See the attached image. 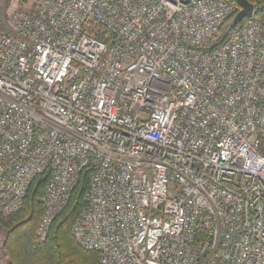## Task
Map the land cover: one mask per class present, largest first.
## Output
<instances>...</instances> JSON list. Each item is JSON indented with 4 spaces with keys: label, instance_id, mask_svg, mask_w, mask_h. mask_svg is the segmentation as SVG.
Masks as SVG:
<instances>
[{
    "label": "built area",
    "instance_id": "2783aa9c",
    "mask_svg": "<svg viewBox=\"0 0 264 264\" xmlns=\"http://www.w3.org/2000/svg\"><path fill=\"white\" fill-rule=\"evenodd\" d=\"M238 10L37 0L10 11L0 216L47 171L44 241L89 167L71 234L98 264H264V21L253 14L212 46Z\"/></svg>",
    "mask_w": 264,
    "mask_h": 264
},
{
    "label": "trees",
    "instance_id": "16d2710c",
    "mask_svg": "<svg viewBox=\"0 0 264 264\" xmlns=\"http://www.w3.org/2000/svg\"><path fill=\"white\" fill-rule=\"evenodd\" d=\"M249 1L255 5L254 17L264 21V0ZM246 18L238 25H234L232 19L228 20V30L212 46L224 41L228 33L242 25ZM100 31L101 27H98V33ZM90 169L86 167L81 171L68 203L55 216L44 241L36 236V226L44 208L39 198L43 194L48 172L37 175L30 182L21 208L0 216L3 233L1 247L7 255L6 264H98V253L82 248L71 234V227L85 204L84 193L88 188Z\"/></svg>",
    "mask_w": 264,
    "mask_h": 264
},
{
    "label": "rangeland",
    "instance_id": "374dc122",
    "mask_svg": "<svg viewBox=\"0 0 264 264\" xmlns=\"http://www.w3.org/2000/svg\"><path fill=\"white\" fill-rule=\"evenodd\" d=\"M37 0H0V27L2 29H7L6 27V19L7 15L14 8H25V7H33L36 4ZM229 27V22L227 21L221 27L217 37L222 36ZM0 238L3 240V233L0 229Z\"/></svg>",
    "mask_w": 264,
    "mask_h": 264
},
{
    "label": "water",
    "instance_id": "95a60500",
    "mask_svg": "<svg viewBox=\"0 0 264 264\" xmlns=\"http://www.w3.org/2000/svg\"><path fill=\"white\" fill-rule=\"evenodd\" d=\"M238 6L239 10L232 19L234 25H238L245 17H249L254 14L255 5L249 0H232Z\"/></svg>",
    "mask_w": 264,
    "mask_h": 264
},
{
    "label": "crops",
    "instance_id": "0c3cea01",
    "mask_svg": "<svg viewBox=\"0 0 264 264\" xmlns=\"http://www.w3.org/2000/svg\"><path fill=\"white\" fill-rule=\"evenodd\" d=\"M1 245H2V239L0 238V264H6L7 263V255L3 251Z\"/></svg>",
    "mask_w": 264,
    "mask_h": 264
}]
</instances>
